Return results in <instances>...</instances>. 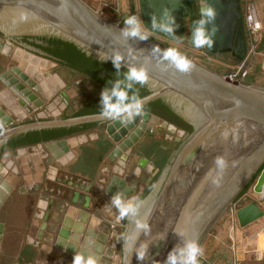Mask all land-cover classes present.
<instances>
[{"label":"water","instance_id":"1","mask_svg":"<svg viewBox=\"0 0 264 264\" xmlns=\"http://www.w3.org/2000/svg\"><path fill=\"white\" fill-rule=\"evenodd\" d=\"M178 1L140 0V13L146 26L171 38V35L152 26L153 16L157 25L166 23V12L175 18L174 35L183 38V17H186V13L183 11L185 7L179 8ZM213 2L216 19L205 25V28L209 35L213 28L216 29L212 37L214 45L211 49L205 47V50L213 55L230 53L232 57L242 59L245 42L239 0ZM206 4L210 6L208 1ZM125 29L126 26L121 22L102 17L82 0H0V33L5 36L59 37L74 43L86 55L104 62H112L115 55L119 54L122 57L120 65L127 70L135 67L144 68L147 72L149 79L146 85L152 93L141 99L144 105L155 98L165 97L185 119L192 122L195 131L175 154L153 198L146 201V210L139 221L146 223L148 229L139 230L132 252L124 247L121 259V264H126L129 256L130 264H167L169 254L175 249L179 264L180 250L186 249L189 243L201 247L218 218L232 209L237 197L264 165V88L231 83L225 76L196 62L192 57L188 58L193 61L195 68L190 73H180L169 61L163 59L162 53L167 46L151 37L141 40L139 37L125 36ZM191 45L194 46L193 36ZM157 47L160 51L154 52ZM12 49L13 44L0 37V53L9 56ZM16 50L24 52L19 47ZM24 53L47 64L56 65L39 56ZM11 72L14 75L6 73L0 79L6 86L3 93L6 97H12L24 111L15 116L19 121L27 118L32 120L34 110L43 107L44 102L60 90L59 87L61 91L43 112L36 115V120L14 127H11L14 118L8 114L9 110H13L10 104L6 105L9 107L8 113L0 109V149L10 138L28 131L109 121L106 132L116 147L111 150L107 159L123 164L131 154L132 146L141 142L144 136L153 135L156 127L163 123L148 112L138 116L134 114L131 123L127 122L126 116L120 120H111L101 118L99 114L46 119L50 113L54 114L52 110L55 104L62 101L67 105L69 95H75L76 91L65 89L66 85L56 74L52 78L59 86H53L54 94H51L47 84L40 80L37 84L33 79L35 76L21 65L13 66ZM4 77H10L9 81L6 82ZM41 78L51 77L44 73ZM30 89L40 93L42 99L30 94ZM68 139L21 147L15 152L17 155L41 152L47 158L46 164L53 165L66 155L73 156ZM217 157H222L226 164L219 184L213 183L218 174H221V169L215 163ZM5 158L8 159L6 156ZM27 159L30 164L31 159ZM8 161L13 165L12 160ZM141 163L145 164L146 161L141 158ZM50 168L54 169L53 166ZM2 169L3 166H0V171ZM7 186L0 178V190L6 187L9 192L10 187ZM34 188L37 186L34 185ZM253 192L258 195L264 193V167L259 172ZM132 193L127 188L120 195L121 199ZM107 194L112 196L111 191H107ZM89 200L86 197V202ZM48 201L51 203V200ZM50 209L51 206L48 205V211ZM47 216L48 214L42 217L39 239H42L46 229ZM263 216L255 202L245 203L235 211L240 228L255 223ZM232 221V218L226 221L229 230L232 229ZM1 233L0 224V238ZM136 233L135 225L130 236ZM94 235V230L88 228L83 237L74 239L80 245L78 252H82L85 258L90 254L94 255L98 264L112 263L113 257L117 261L118 257L114 256L116 242L103 233L96 236V241L93 242L91 238ZM142 244L147 245V252L144 260L140 261L137 259L136 249ZM105 245H108L107 248ZM237 257L241 258L240 252Z\"/></svg>","mask_w":264,"mask_h":264},{"label":"crops","instance_id":"2","mask_svg":"<svg viewBox=\"0 0 264 264\" xmlns=\"http://www.w3.org/2000/svg\"><path fill=\"white\" fill-rule=\"evenodd\" d=\"M131 4L135 7L134 13H136L138 0H131ZM180 44L183 46L186 43L181 41ZM218 56L221 57V55ZM33 79L39 84L36 78ZM41 79L42 83L47 82V86L51 87L52 84L48 83L47 78ZM83 79V77L73 78L72 86L80 85L84 82L85 79ZM52 83L59 86L54 78H52ZM90 86H92L91 88L94 87L92 83L91 85L88 83V87ZM77 87L74 90L77 91ZM38 98L40 97L38 96ZM11 102L15 103L12 97H1L0 109L7 112L9 107L6 105H11ZM47 105L48 103L45 106ZM22 112H24L22 108H19L14 113L11 110L8 114L16 118L15 116L22 114ZM1 121L2 119H0ZM93 131L95 135H92L90 131L79 134V136H88L94 144L101 135L104 138L101 129ZM70 138H67L68 146L70 152H73V156L66 155L58 160L53 170L50 168L53 165L46 164L47 158H44L41 152L30 155L6 152L0 157V166H3L0 171V178L10 187L9 192H7L9 188L6 189V187L0 190V224L4 228L3 237L0 241V264H72L73 257L78 253L80 247L78 241L76 242L74 239L78 240L79 237H83L88 228L94 230L95 235L91 238L93 242L96 241V236L100 233L108 235V238L112 235L113 231L111 230L114 224L108 221V218L106 219L107 214L105 213L112 215V200L115 196L121 195L128 187L133 189L134 181L131 182L130 175H127L131 162L128 160L121 164L118 161H110L107 159V155L104 156L106 157L105 160H101L97 168L91 172L88 168L81 166L83 155H79L78 150H71ZM114 147L116 144H112L107 153H110ZM47 154L49 156V153ZM139 154L141 152H136L131 157L135 158ZM28 157L32 161L30 164ZM8 160H12L13 165ZM140 164L137 162L139 168L142 167ZM45 168H48L47 179L60 185L62 189L76 194L77 199L74 200L76 203L63 201L65 204H58L62 200L55 199L51 195L48 197L53 202L55 201V207L48 211L47 201L39 199L42 197L39 193L42 191L40 190L43 185L42 173ZM138 170V168L133 170L132 179L138 177ZM59 172L64 173V180H61L60 183L56 182L60 181L58 179L59 176L61 177ZM34 185L37 188H34ZM107 191H111L112 196L108 195ZM86 197L90 198L89 202H86ZM254 197L264 214V194H254ZM45 214H48L47 227L42 239H39L38 231L43 221L42 217L46 216ZM225 228L227 229L226 225ZM227 233L228 239H230L231 229H227ZM233 241L237 245L236 254L227 250L229 260L231 255H235L237 264H250L252 256L255 257V251L264 247V216L258 223L237 230ZM238 252H240L241 258L237 257ZM211 255L210 249H208L206 253L198 256L199 264H220V261H217L216 258L214 260ZM255 259L257 258L255 257ZM235 260L233 259V264H235Z\"/></svg>","mask_w":264,"mask_h":264},{"label":"rangeland","instance_id":"3","mask_svg":"<svg viewBox=\"0 0 264 264\" xmlns=\"http://www.w3.org/2000/svg\"><path fill=\"white\" fill-rule=\"evenodd\" d=\"M82 1L85 2L87 5H89L92 9L97 11L102 17H104L108 20L114 21V22H121L124 26H126L124 23V20L128 16L133 15V13L135 12V10H134L135 7L133 6V4H131V0H120V2H119V0H82ZM139 1L140 0H138V7L136 4V9H138V10H136L135 14L141 22L142 33L147 35L148 32L142 26L141 15L139 12L141 9ZM240 1L242 3L243 8H244V6L245 7H253V10L256 12L258 21L260 23V31L259 32H253L254 30H252L251 28L249 29L248 26L246 25L248 30H249L248 31L249 33L248 32L246 33V49H245L244 57L242 59H237L235 57H232L231 55H225V57H224L225 59L224 58L221 59L219 56L218 57L217 56H210L207 54V52L204 51L203 48L198 49L195 47L188 46L186 41H185L186 44H184L182 46V47H185L186 50L184 52L182 50H179V49L178 50L182 54L186 55L187 57H192L196 62L201 63V64L207 66L209 69L217 72L218 74L225 76V78L227 80H229L231 83H235V84L236 83H242V84H246V85H256L260 88H264V68L262 66V63L264 61V0H240ZM252 37H255L256 42L251 41ZM178 44H180V43H178ZM162 45H164V44H162ZM164 46H166V45H164ZM172 47H179V46H172ZM15 50H16V47H14L12 49L9 56H2V54L0 53V77H3V75H1V72L5 68H8L10 66L13 67V66H16L18 64L16 61H14L11 58L13 55V52H15ZM203 55L206 59H203L202 57H200ZM202 59L205 60V62H207L208 64L202 62ZM227 59H229V61H227ZM38 73H40L39 75H41V76H42V74L47 73L49 75V77H51V78L54 77V75L56 74L59 77V79H61V76H63L65 79H67L71 82L73 80V77L75 76L74 73H70V72L63 71V73H60L59 68L56 65H50V67H48L47 70H40ZM59 73H60V75H59ZM31 74L33 76H35L34 73H31ZM35 78L38 81L39 80L42 81V79H40V77H38V76L37 77L35 76ZM84 79H83L84 82L78 86L80 90H78V89H77V91L75 90L76 94L71 96V97L69 95L68 104L65 105L62 101L59 102L58 104H55V106L52 110V113H54V114L52 115L50 113L48 118H46V119L71 118V116L74 115L75 111L78 110L79 107H81L88 100H90L96 96L98 90H97V92H94V89L91 88L92 86L88 87V83L91 85L90 81L86 78H84ZM4 80H5V78H4ZM0 81H1V79H0ZM3 84L4 83L1 81V83H0V98L6 97V95L3 93V91L5 89V87H4L5 84L4 85ZM53 86H55L54 83L51 85V87L47 86L49 88V92L51 94H54ZM59 89L60 90H58V92L61 91V87ZM58 92L52 96V98H51L50 102H48V104L53 102V100L57 97ZM70 93H72V92H70ZM10 107H12V109L14 111H16L20 108L16 102L15 103L11 102ZM46 107L47 106L38 108L37 110H34L35 112H33L31 114L32 120H28V118H27L24 121H19V120H16V118H14L12 116L15 120L13 121V125L11 127H14L16 125H19V124H22L25 122H30V121L36 120L37 119L36 115L40 112H43ZM9 112H11V111H9ZM109 123H110L109 121H106L103 125H101L100 128H96L93 130L101 129L102 134L104 135V138L105 139L107 138L108 141L112 145L115 143L111 140L109 134L106 132V126ZM157 129H159L160 132H158V130H157V131H155V133L153 135H148V136L146 135L147 137L144 136L143 139L141 138L142 141L144 140L143 142L149 141L148 147L146 149L142 150L141 148H139V144L141 142L140 141L137 142L136 144H134L132 146L131 154L128 156V158L126 160V162L128 160H130V162H131L130 163V170H129V173H127V175H130L129 177H131L130 178L131 182H132V180L134 181V183H133L134 186H133V189L128 187V188L133 190V193L130 194L129 196L124 197L122 200L125 202H131V203H134L135 205H137L138 211H137V215L129 216V217H126L122 220L119 219V211L114 205H112V210H111L113 212L112 215H109L107 212L105 213V214H107L106 219L108 218V221L113 222V224H114L113 229L111 231H113L115 234L112 233V235L109 237V239H113L116 242V247L114 249V256H117L118 260L116 261L113 257L112 263L103 262V264H121L122 252L120 251V244H121L120 233L122 232V228L130 226V230L128 232V236H130L132 229L136 225V221L140 220L142 215H144V212L146 210V206H145L146 201L150 198H153V196L155 195V192L157 191V188H158V186H159V184H160V182H161V180H162V178L166 172L167 167L169 166L170 162L174 158L177 151L180 149L179 148L177 150V148H176L177 144H178L177 142L181 143L183 140H185L183 138L181 140V138L177 132H174L173 134H167V132H166L167 125L165 123H163L161 126H158ZM93 130H91V132L90 131L89 132L93 133L94 132ZM105 136H107V137H105ZM166 136L171 137V139L166 138ZM177 139L179 141H177ZM92 142L93 141H91V139L88 136H79V135H77L75 137H71L69 140V143L71 145V150L72 151L78 150L79 155L83 153L84 147L88 146V147L95 148V145ZM160 150L168 153V159H167L168 162H167V164H165L163 166V168L161 170L155 165V160L162 156L163 152L161 153ZM156 151H158V152L156 153ZM136 152H139V153L141 152L142 154H139V156L132 158L131 155L136 153ZM71 154H73V152H71ZM108 154L109 153H107L105 156H107ZM3 155H4V153L1 155V157ZM103 158L104 159H102V160H105L106 157H103ZM141 158L146 161L145 164L141 163ZM137 162L141 163L140 164L142 166L141 168L138 167ZM55 166H56V164H53L54 168H55ZM81 166H83V165L81 164ZM262 167L260 168V170L262 169ZM135 168L139 169L138 170L139 171V175H138L139 178L137 177L138 179L137 178L132 179V177H133L132 172ZM47 169L48 168H45V170L42 173L43 185H42L40 190H42L43 192L41 191V193H39L40 196L46 198V197L52 195L55 197V199L62 200V201L58 200L60 202L58 204H65L63 201L72 202L73 204L76 203V201H74L75 198L77 199L76 194H72L71 192L68 193V191L66 189L65 190L62 189V187L60 185H58V184L54 183L53 181L46 178V174H48ZM260 170L251 180L249 188L237 200H235L234 205H233L231 210L225 211L218 218L215 225L209 231L208 235L204 238V240L202 242L201 248L203 249V254L206 253V251H208V249H210V253L212 254L211 258H213L214 260L217 259V261L219 260L220 264H231V263L233 264V259L235 260V258H234L235 255H231L232 257L229 260V256L227 253V250H229L230 252L232 250H231V240L228 239V233H227L228 227L226 225V221L229 220L230 218H232L233 217L232 215H234V219H236L235 218V211L238 210L239 207L243 206L245 203H248V202H255L256 203L257 202L255 200V197H254L255 193L253 192V186L257 180V177L259 175ZM59 174H61V177L59 176V178H58L60 181H56V182L60 183L61 180H64V173L59 172ZM149 177L151 179L153 178L152 182L154 181V184H153L149 194L143 200H140L139 197L141 196L142 193H144V191H146L147 187L150 185L149 184L146 186L147 182H149ZM58 189H60V190L57 191ZM63 190L66 191V193L69 195V197L66 198V196L63 195V193H64ZM39 199L43 200L41 197H39ZM48 199H49V197L46 198V201H47L48 205L51 206V209H52L53 207H55V201L53 202V200L51 199V203H50L48 201ZM116 219L119 220V222L114 223L116 221ZM260 220H258V221H260ZM258 221H256L255 223H258ZM236 224H237V221H236ZM121 225H123L122 228H121ZM225 225H226L227 229L225 228ZM232 225H233V231L236 232L237 230H235V228H234L233 221H232ZM239 229H240V227H239ZM3 232H4V228L2 226V233H1L0 241L2 240ZM107 246L108 245H105L106 248H107ZM236 246L237 245L235 243V248H237ZM122 250H124V248ZM258 250H264V247H262ZM232 252H233V254H236V251H232ZM234 263L237 264V261L235 260ZM249 263L250 264H264V251H263L262 258L260 260H257V259H255L254 256H252V260Z\"/></svg>","mask_w":264,"mask_h":264},{"label":"trees","instance_id":"4","mask_svg":"<svg viewBox=\"0 0 264 264\" xmlns=\"http://www.w3.org/2000/svg\"><path fill=\"white\" fill-rule=\"evenodd\" d=\"M28 40H32L33 43L30 44L39 49V51L43 52V54H45L49 59L59 63L62 66L68 67L75 73L83 75L93 85L100 84L102 87L112 88L115 86L117 81H120V86L128 92V102H131V97L133 95H136L139 99H143L152 93V91L148 88L135 83L131 89H128L126 87L128 83L126 80V74L128 70L126 68L120 65V68L117 70L112 62H104L88 56L72 42L59 37L46 35L23 38L24 42H27ZM97 90V88L94 89V92ZM101 100V96H96L88 100L84 105L75 111L71 118L99 114L103 108ZM113 102H115V98H113ZM157 104L162 107V111L164 112H158L155 109ZM143 110L158 116L167 124H171L179 129L184 130L187 133L185 140L195 131V128H192L189 124L184 123L179 117H177L169 105L166 104L161 98L148 103L143 107ZM104 123L105 122H89L68 127L45 128L21 133L6 141L0 150V157L6 152L15 153V151L21 147L36 145L39 143H48L64 138L67 139L78 134L87 133L93 129L100 128ZM185 140L177 144V150L182 146ZM94 145L95 148L88 146L83 148V158L81 161L83 167L88 168L91 172L97 168L105 154H107V152L111 149V143L102 136L98 141L95 142ZM157 152L158 151H156V153ZM161 153L162 156L155 160V165L160 170L168 162V153L165 151H161ZM153 184L154 181L150 183L146 191L141 194L139 197L140 200H143L149 194ZM249 186L250 183L245 187L237 199L249 188Z\"/></svg>","mask_w":264,"mask_h":264},{"label":"clouds","instance_id":"5","mask_svg":"<svg viewBox=\"0 0 264 264\" xmlns=\"http://www.w3.org/2000/svg\"><path fill=\"white\" fill-rule=\"evenodd\" d=\"M216 11L213 7L208 6L205 3H202L200 7V19L194 21L196 25L193 29V45L195 48L201 49L207 47L211 49L214 45L213 36L215 35L216 29H212L211 35L208 34V31L205 28V25L212 23L216 19ZM164 16L167 18L166 23H161L159 25L155 22V16L152 18V26L154 28L158 27L161 31L174 35V26L175 18L168 13H164ZM124 23L126 29L124 30L125 36L139 37L141 40H146L148 36L141 31V22L136 15L128 16ZM160 49L157 47L154 49V52H159ZM163 59L169 61L170 65L173 66L180 73H190L195 65L191 59L186 55L182 54L177 48L169 47L162 53ZM122 57L119 54H116L112 60L114 67L117 70L120 68V62ZM149 77L144 68H135L131 67L128 69L126 74V80L128 81L126 87L131 89L133 84H140L141 86L145 85ZM120 81H117L115 86L111 89L109 93L108 89L103 90L101 93V103L103 105L102 111L99 113L101 118H110L111 120H120L122 117L126 116L127 122L131 123L134 114L141 115L143 112L144 104L142 100L139 99L136 95L131 97V102L129 101L128 92L121 88ZM115 98V102H113ZM216 165L221 169V174H218L217 178L213 180V183L219 184L222 171L225 168V160L222 157H217L215 161ZM112 204L119 211V219H124L129 216L137 215L138 207L134 203L125 202L121 199L120 195H117L113 198ZM137 233L135 235L127 236L125 238L124 247L129 250L131 253L133 250V245L138 235L139 230L148 229L146 223H142L139 220L136 221ZM175 249L173 253H170L168 256L167 264H178V258L175 255ZM181 256L179 258V264H199L198 256L203 255V249L197 246L195 243H189L186 246V249L180 250ZM147 252V245L142 244L139 249H136L137 259L143 261ZM186 252V255H185ZM130 256L127 258L126 264H130ZM72 264H98L97 259L94 255H89L87 258L83 255L82 252H78L74 257Z\"/></svg>","mask_w":264,"mask_h":264},{"label":"flooded vegetation","instance_id":"6","mask_svg":"<svg viewBox=\"0 0 264 264\" xmlns=\"http://www.w3.org/2000/svg\"><path fill=\"white\" fill-rule=\"evenodd\" d=\"M208 1V4H210V6L211 7H213V8H215V4H214V2H213V0H179L178 1V4H179V8H181V9H183L184 7V9H183V11L186 13L185 15H186V17H183V22H184V33H185V35H184V37L183 38H180V37H178V36H175V35H171V38H168L167 36H165V35H161V34H159V33H157V32H155V31H153L152 29H150L149 27H147L146 26V24H145V21H144V18L141 16V21H142V26L145 28V30L148 32V34H147V36H149V37H151V38H153L154 40H157L158 42H161L162 44H164V45H166V46H168V47H172V46H179V47H173V48H177V49H179V50H182L183 52L186 50V48L185 47H182V46H180V44H178V43H180L181 41H186V43L188 44V46H190V47H194V46H192L191 45V42H192V36H193V29L195 28V24H194V21H198L201 17H200V7H201V5H202V3H205L206 4V2ZM239 5H240V14H241V24H242V28H243V34H244V42H245V49H246V33L248 32V29H247V26H246V22H245V19H246V15H247V11H246V9H247V7H245L244 6V8H243V6H242V3H241V1L239 0ZM133 15H136L135 13H133ZM140 15H141V13H140ZM207 25V24H206ZM208 25H209V23H208ZM207 27H209V26H207ZM186 32H188V34H186ZM36 36V35H35ZM0 37H2L3 39H5V40H8V41H10L12 44H13V48L14 47H19V48H21L24 52H27V53H30V54H32V55H35V56H39V57H41V58H44V59H46L48 62H52V63H55L56 64V66L59 68V72L60 73H63V71H65V72H70V73H74L75 74V76L73 77V78H76V77H83V78H85L83 75H81V74H79V73H75V72H73L71 69H69L68 67H66V66H62V65H60L59 63H57V62H54V61H52L51 59H49L45 54H43V52H41V51H39V49H37L36 47H34V46H32V44H30V43H33L32 42V40H28L27 42H24L23 41V38L24 37H32V36H26V35H20V36H5L4 34H2V33H0ZM250 39V38H249ZM204 49V51L206 52V50H205V47L203 48ZM207 54L208 55H210V56H217V55H213V54H211V53H209V52H207ZM226 55H231L230 53H228V54H226ZM2 56H4V55H2ZM222 56H225V54H221V59L223 58ZM16 57L20 60V61H25L26 60V58H27V61H28V64H30L31 66H33L32 65V63L30 62L31 60H30V58L29 57H27L25 54L24 55H16ZM26 57V58H25ZM200 57H202L203 59H206L205 57H204V55L203 56H200ZM202 59V62H204V63H206V64H208L207 62H205V60H203ZM11 68H12V66H10V67H8V68H5L2 72H1V75H3V74H6V73H11V74H13L12 72H11ZM60 73H59V75H60ZM14 75V74H13ZM5 78V81L6 82H8L9 81V78L8 77H4ZM61 79H62V81L66 84V86H65V89H68V90H71V89H76V87L77 86H79V85H77L76 87H73L72 85H73V82H71V81H69V80H67V79H65L63 76H61ZM0 83H1V81H0ZM4 85V84H3ZM56 85V84H55ZM56 86H58V85H56ZM55 86V87H56ZM144 87H146V88H148L149 90H150V88L145 84V85H143ZM4 87L6 88V86L4 85ZM60 88V87H59ZM98 89V92H97V94H96V96H101V93L103 92V90H105V89H108L109 90V93L111 92V89L113 88H108V87H102V85H100V84H97V85H94V87H93V89ZM122 89H123V87H121ZM64 89V90H65ZM77 89L78 90H80L79 89V87H77ZM31 90V92H30V94H34L35 96H39L40 97V99H42L41 98V95H40V93H37V92H35L34 90H32V89H30ZM41 90H43V89H41ZM41 92H43V91H41ZM68 93V92H67ZM45 94V93H44ZM60 94V92H58V94L57 95H59ZM46 95V94H45ZM95 96V97H96ZM70 97H71V95H70ZM159 98H161L166 104H168L169 105V107L172 109V111H173V113L177 116V117H179L184 123H187V124H189L192 128H194V125L192 124V122L190 121V120H187V119H185L182 115H181V113L177 110V108H175L174 106H173V104L171 103V101L170 100H168V99H166L165 97H159ZM156 99H158V98H155V99H153L152 101H156ZM50 100H48V101H45L44 102V105H43V107H45V105L49 102ZM152 101H150V102H152ZM150 102H148V103H150ZM147 103V104H148ZM147 104H145V105H147ZM144 105V106H145ZM156 108V110L158 111V112H164V111H162V107L160 106V105H156L155 106ZM143 112H146V111H144L143 110ZM142 112V113H143ZM158 117V116H157ZM159 118V117H158ZM163 123H165L166 125H167V129H166V132H167V134H173L174 132H177L178 133V135L180 136V138H181V140H182V138L183 139H185L186 137H187V133L184 131V130H182V129H179V128H177V127H175V126H173V125H171V124H167L164 120H162L161 118H159ZM15 120V119H14ZM162 123V124H163ZM161 124V125H162ZM158 130V132H160V130L159 129H157V127H156V129H155V131H157ZM181 132H183V134H181ZM79 135V134H78ZM75 136H77V135H75ZM148 136V135H147ZM146 136V137H147ZM150 137V136H149ZM166 138H168V139H171V137H169V136H166ZM146 139V138H145ZM144 141V140H143ZM143 141H141V143L139 144V148H141L142 150L143 149H146L147 147H148V143H149V141H145V142H143ZM6 143V142H5ZM4 143V144H5ZM177 143H179V142H177ZM3 144V145H4ZM143 147V148H142ZM2 148V147H1ZM1 150V149H0ZM153 179V178H152ZM152 179L149 177V182H147V184H146V186L147 185H149L151 182H152ZM64 191V190H63ZM69 193V192H68ZM63 195L64 196H66V198L67 197H69V195L66 193V191H64V193H63ZM71 195V194H70ZM117 222H119V220H117L116 219V222L115 223H117ZM126 222V221H125ZM128 222V221H127ZM130 223V222H129ZM123 227V225H121V228ZM128 227V228H127ZM127 227H124V228H122V232L120 233V237H121V244H120V251L122 252V254H123V248H124V244H125V238L128 236V232H129V230H130V226H127ZM127 229V230H126ZM127 231V232H126ZM119 237V238H120Z\"/></svg>","mask_w":264,"mask_h":264},{"label":"built area","instance_id":"7","mask_svg":"<svg viewBox=\"0 0 264 264\" xmlns=\"http://www.w3.org/2000/svg\"><path fill=\"white\" fill-rule=\"evenodd\" d=\"M247 11V15H246V19H245V22H246V25L248 26V28L254 30L253 32H259L260 31V23L258 21V18H257V14L256 12L253 10V7H247L246 9ZM247 28V29H248ZM249 31V30H248ZM249 33V32H248ZM250 35V34H249ZM253 36V35H252ZM252 42H256V39L255 37H252L251 39ZM262 66L264 68V61L262 63ZM264 194V193H263ZM232 220H233V224H234V228L235 230H238L239 227H238V224H236V219H234V215H232ZM234 234L235 232L233 231V226H232V229H231V235H230V240H231V250L232 251H236V248H235V241H233V237H234ZM262 255H263V251L262 250H256L255 251V257L260 260L262 258Z\"/></svg>","mask_w":264,"mask_h":264},{"label":"bare ground","instance_id":"8","mask_svg":"<svg viewBox=\"0 0 264 264\" xmlns=\"http://www.w3.org/2000/svg\"><path fill=\"white\" fill-rule=\"evenodd\" d=\"M25 53L24 52H21V51H18V50H15V52H13V55H12V59L14 61H16L19 65H21L23 68H25L27 71L31 72V73H34V75L37 77H40L41 75H39L40 73H38L40 70H47L48 67H50V64H47L43 61H41L40 59H37V58H33L32 56L30 55H27L25 54L27 57L30 58V62L32 63L33 66H31L30 64H28V61H27V58L25 61H20L16 55H24ZM37 72V73H36ZM41 78V77H40ZM48 83H52V78H48L47 79ZM229 81V80H227ZM45 84L47 82H44Z\"/></svg>","mask_w":264,"mask_h":264}]
</instances>
